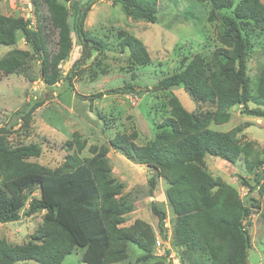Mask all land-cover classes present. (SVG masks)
I'll return each mask as SVG.
<instances>
[{
	"label": "trees",
	"instance_id": "1",
	"mask_svg": "<svg viewBox=\"0 0 264 264\" xmlns=\"http://www.w3.org/2000/svg\"><path fill=\"white\" fill-rule=\"evenodd\" d=\"M73 1L32 0L34 25L27 16L0 15V46H14L20 32L40 64V78L47 87H56L59 83V65L68 59L72 50L68 24L71 16L65 4L73 3L72 29L82 45L81 56L74 67L87 59L91 51L107 49L102 39L83 28L94 0L82 5ZM109 1L113 5L121 4L125 15L133 21L156 22L157 0ZM193 1L210 5V21L217 19V11L231 10L229 15L221 17L224 29L218 36L220 46L208 59L203 53L184 58L180 71L158 81L152 90L166 91L181 85L192 99L214 105L215 111L193 117L176 98H170L169 116L159 124L151 143L137 145V133L132 131L116 133L108 145L125 158L150 169L153 174L148 182L151 194L157 178L169 185L166 195L175 215L174 235L180 247V264H250L251 240L246 229L250 208L234 188L207 172L204 158L211 155L234 164L243 156L249 171L264 166L258 152L248 143L239 142L241 126L227 132L209 128L211 123H226L229 109L238 105L245 114L264 118V111L247 108L251 92L244 76V58L252 51L250 33L254 30L264 36V3L262 0ZM118 39L119 50L128 49L135 66L148 63V53L138 39L123 32ZM27 61L28 52L11 50L0 59V72L14 74ZM75 76L76 72L71 70L63 86L69 87ZM119 91L143 92L139 86L131 84L123 85ZM100 96L101 93L90 96V104L93 98ZM255 96L264 106V62L259 66ZM43 103V100H32L21 112L15 113L23 127L30 126L34 112ZM8 133V128L0 127V224L16 222L21 216L39 212H43V219L33 235V243L12 246L0 240V264H61L76 248L84 250L82 264H116L127 258L129 245L142 253V262L153 259L152 228L140 220L121 226L132 208L119 200L123 185L110 175L107 147L91 146L88 149L91 157L81 158L84 144L80 136L73 133L72 139L63 146L67 151L73 150L72 154L56 169H49L28 161L39 157L38 145L9 146ZM263 178L264 168L254 186L241 177L239 181L252 194L257 188L260 190L259 181ZM35 190L39 197H30ZM25 204L27 207L20 214ZM250 207L258 208V203L252 200ZM151 211L165 240V214L154 204ZM262 217L264 221V211Z\"/></svg>",
	"mask_w": 264,
	"mask_h": 264
},
{
	"label": "rangeland",
	"instance_id": "2",
	"mask_svg": "<svg viewBox=\"0 0 264 264\" xmlns=\"http://www.w3.org/2000/svg\"><path fill=\"white\" fill-rule=\"evenodd\" d=\"M86 1L73 2L82 5ZM72 5V2L65 4L71 16L68 24L71 27L72 50L68 59L59 65L61 79L56 87H47L41 81L40 64L20 32L14 46H0V59L14 49L28 52L27 63L14 74L5 75L0 72V127L8 128L10 132L6 134L9 146L38 145L41 149L39 157L28 161L49 169H56L67 155L72 154L73 150L67 151L63 146L72 139L73 133H77L84 144V149L80 152L81 158L91 157L88 151L91 146L107 147L110 175L123 185L119 200L132 208L124 216L121 226L127 227L137 220L143 221L152 228L155 238L153 259L142 262V253L135 246L129 245L127 258L116 264H180V247L174 235L175 215L166 195L169 185L162 178H157L156 187L151 194L148 182L153 174L150 169L112 150L108 141L116 133L129 134L135 131L137 145L151 143L158 132L157 127L169 116L170 98H176L193 117L215 111L214 105L192 99L181 85L166 91L152 88L164 77L180 71L184 58H190L196 53H203L207 59L210 58L213 50L220 46L218 36L224 29L221 17L229 15L231 10L217 11V19L210 21L208 3L157 0L156 22L147 23L128 18L119 3L113 5L109 0H94L83 28L102 39L107 44V49L102 52L91 51L87 59L74 67L81 56L82 45L72 29ZM34 12L32 0H0V15L11 18L27 16L34 25ZM121 32L143 44L149 57L147 64L135 66L130 59L129 50H119L118 37ZM256 33L254 30L250 33L252 51L244 58V76L251 92L247 108L263 112L264 106L261 101H257L255 88L259 66L264 62V36L262 32ZM71 70L76 72V76L69 87H64V78ZM125 84L137 85L143 92L122 93L119 89ZM98 93L102 96L93 98L90 104L89 97ZM32 100H43L44 103L34 112L30 126L25 128L15 113L21 112ZM228 114L226 123H211L209 128L227 132L241 126L239 142L241 145L248 143L264 161V118L245 114L240 105L229 109ZM252 158L253 156L250 160ZM204 164L213 178L234 188L243 203L249 206L250 216L246 229L251 248L248 260L250 264H264V178L259 181L262 186L260 190L257 188L252 194L239 181L241 177L250 186H254L255 179L264 166L249 171L243 156L231 164L206 155ZM33 196L39 197L38 190L30 195ZM252 200L258 203V208L250 207ZM152 204L165 214V240L157 228V218L151 211ZM26 207L27 204L20 210V214ZM42 217L43 212H39L29 217L21 216L16 222L0 224V240L3 239L12 246L35 242L33 235L42 224ZM83 251L76 248L61 264H82Z\"/></svg>",
	"mask_w": 264,
	"mask_h": 264
}]
</instances>
